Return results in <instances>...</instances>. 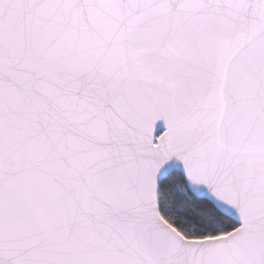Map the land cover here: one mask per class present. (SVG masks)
Masks as SVG:
<instances>
[{
	"label": "snow or ice",
	"instance_id": "snow-or-ice-1",
	"mask_svg": "<svg viewBox=\"0 0 264 264\" xmlns=\"http://www.w3.org/2000/svg\"><path fill=\"white\" fill-rule=\"evenodd\" d=\"M0 264H264V0H0Z\"/></svg>",
	"mask_w": 264,
	"mask_h": 264
}]
</instances>
